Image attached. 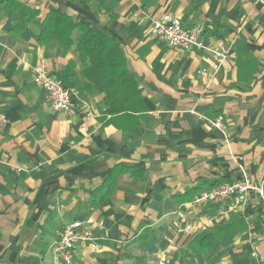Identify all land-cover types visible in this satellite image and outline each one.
Returning <instances> with one entry per match:
<instances>
[{
	"label": "crops",
	"instance_id": "0c3cea01",
	"mask_svg": "<svg viewBox=\"0 0 264 264\" xmlns=\"http://www.w3.org/2000/svg\"><path fill=\"white\" fill-rule=\"evenodd\" d=\"M19 1L39 15L16 31L19 11L0 7V264H57L52 246L76 221L97 240L95 248L78 244L73 264H264L256 197L193 203L240 180L242 169L264 183L261 0H65L70 15L82 13L121 42L148 110L131 129L107 124L104 96L84 78L75 48L38 40L58 3ZM164 15L200 29L205 44L230 48L216 75L210 53L169 48L152 36L153 21ZM41 62L75 92L72 111H54L35 83ZM218 116L229 143L210 125ZM110 146L123 156L84 177L87 162ZM120 162L143 163L144 178L120 175L100 201L96 190Z\"/></svg>",
	"mask_w": 264,
	"mask_h": 264
},
{
	"label": "trees",
	"instance_id": "16d2710c",
	"mask_svg": "<svg viewBox=\"0 0 264 264\" xmlns=\"http://www.w3.org/2000/svg\"><path fill=\"white\" fill-rule=\"evenodd\" d=\"M55 1L58 3L57 7H51L40 24L38 40L43 42L51 39L62 47L75 48L83 66L84 78L104 96V118H109L107 124L119 129L136 127L145 118L148 110L139 81L128 67L121 42L100 23L90 20L82 13L77 16L70 15L65 0ZM87 1L104 3V0ZM1 6L8 12L19 11L20 17L16 18L13 27L16 31L23 26L27 29L28 24L39 15L37 10L19 0H0ZM63 85L67 87L64 83ZM123 154V149L117 150L110 146L103 156L93 157L87 162V173L84 177L91 178L95 169L105 166L112 158H121ZM146 171L143 163L129 166L120 162L110 167L102 186L96 190L101 195L100 201L111 195L120 175L130 174L142 180Z\"/></svg>",
	"mask_w": 264,
	"mask_h": 264
},
{
	"label": "built area",
	"instance_id": "2783aa9c",
	"mask_svg": "<svg viewBox=\"0 0 264 264\" xmlns=\"http://www.w3.org/2000/svg\"><path fill=\"white\" fill-rule=\"evenodd\" d=\"M261 3L264 5V0H261ZM151 34L169 48L183 51L201 50L210 53L213 59L212 76L220 71L223 64L230 57L231 51L229 47L222 44H205L200 38V29H186L179 18L171 15H164L161 18L155 19L152 24ZM33 71L35 83L46 93L51 108L56 112L68 113L72 111L75 107V92L65 87L42 62L34 67ZM210 125L223 135L226 143H229V127L222 116L216 117L211 121ZM250 196H254L259 200L264 223V183L253 182L243 169L240 180L228 182L203 192L195 198L193 203L196 205L206 204L210 201L224 203L234 199L245 203ZM180 218L183 222H186L184 215H180ZM185 230L190 231L191 226L187 225ZM96 240L91 228L86 226L85 222L76 221L67 224L64 226L57 242L52 246L53 261L57 264H73L77 245L89 242L95 248L94 244ZM252 257L258 259L259 254L254 252Z\"/></svg>",
	"mask_w": 264,
	"mask_h": 264
}]
</instances>
